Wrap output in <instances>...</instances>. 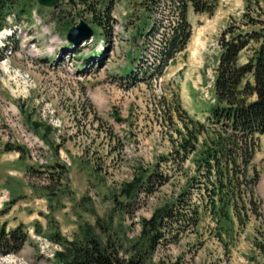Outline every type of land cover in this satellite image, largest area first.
<instances>
[{
	"label": "rangeland",
	"instance_id": "rangeland-1",
	"mask_svg": "<svg viewBox=\"0 0 264 264\" xmlns=\"http://www.w3.org/2000/svg\"><path fill=\"white\" fill-rule=\"evenodd\" d=\"M73 1L47 6L21 0L23 11L7 16L0 32V230L21 228L25 236L18 251L0 254V264H59L55 253L81 239L88 226L103 242L111 241L119 255H127L141 220L171 194L173 183H183L184 174L175 171L170 183L148 195L134 190L125 197L123 185L139 167L152 168L170 152L166 127L173 100L198 119L215 103L223 30L232 25L240 26L235 33L248 31L243 13L264 19V0H214L212 14L190 9L186 46L157 73L165 31L139 34L140 24L151 19L135 2L107 0L112 9L103 31ZM80 18L93 35L70 49L66 34ZM166 21L158 17L157 27ZM252 163L259 172L258 215L251 214L244 226L230 215L219 228L202 213L197 232L159 245L153 259L260 264L263 256L254 244L264 243V135ZM190 164L184 162L183 169L189 172ZM172 166L161 162L159 168L171 173Z\"/></svg>",
	"mask_w": 264,
	"mask_h": 264
},
{
	"label": "trees",
	"instance_id": "trees-1",
	"mask_svg": "<svg viewBox=\"0 0 264 264\" xmlns=\"http://www.w3.org/2000/svg\"><path fill=\"white\" fill-rule=\"evenodd\" d=\"M132 1L146 19H151L140 24L139 34L148 37L159 28L165 31L156 55L157 73L186 46L191 33L188 11L212 14L216 4L214 0ZM107 2L77 0L103 31V19L107 16L109 21L112 9ZM22 8L21 0H0V30L7 26V16L15 18ZM158 17L167 23L157 27ZM242 18L250 26L248 31L235 33L240 26L230 25L220 36L213 80L215 103L207 115L203 119L192 117L173 100L166 127L172 142L170 152L160 155L152 168L139 167L133 179L123 185L121 194L131 197L134 190L135 195L140 191L152 194L170 183L175 171L184 174L183 183H173L171 194L159 200L149 218L141 220L140 235L131 241L127 255H119L111 241L103 242L88 226L83 228L81 239L68 241L55 253L59 264H177L154 260V253L159 245L178 242L182 233L197 232L202 213L217 226L230 215L244 226L251 214H259L254 193L259 172L252 159L264 135V19L248 13ZM244 51L246 60L240 61ZM186 161H191L189 172L183 169ZM161 162L173 164L171 173L160 170ZM20 230H0V254L19 250L25 240ZM254 245L263 256L260 264H264V243L257 241Z\"/></svg>",
	"mask_w": 264,
	"mask_h": 264
},
{
	"label": "water",
	"instance_id": "water-1",
	"mask_svg": "<svg viewBox=\"0 0 264 264\" xmlns=\"http://www.w3.org/2000/svg\"><path fill=\"white\" fill-rule=\"evenodd\" d=\"M41 5L53 6L56 5L58 0H37ZM71 4H74L73 0H69ZM93 35V29L87 24V22L80 18L78 24L69 28L66 37L67 40L75 45L90 38Z\"/></svg>",
	"mask_w": 264,
	"mask_h": 264
}]
</instances>
